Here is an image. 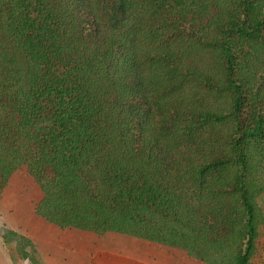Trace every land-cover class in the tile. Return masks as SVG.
Wrapping results in <instances>:
<instances>
[{"label":"trees","instance_id":"16d2710c","mask_svg":"<svg viewBox=\"0 0 264 264\" xmlns=\"http://www.w3.org/2000/svg\"><path fill=\"white\" fill-rule=\"evenodd\" d=\"M21 166L60 228L253 264L264 0H0V195Z\"/></svg>","mask_w":264,"mask_h":264},{"label":"rangeland","instance_id":"374dc122","mask_svg":"<svg viewBox=\"0 0 264 264\" xmlns=\"http://www.w3.org/2000/svg\"><path fill=\"white\" fill-rule=\"evenodd\" d=\"M42 196L27 166L17 168L9 177L0 195V264H31L20 255L19 235L34 242L35 248L26 249L46 264H207L181 249L131 235L60 228L36 214L35 207ZM257 201L264 212V192ZM7 230L15 232V236L6 240L3 234ZM259 233L253 264H264V224Z\"/></svg>","mask_w":264,"mask_h":264},{"label":"crops","instance_id":"0c3cea01","mask_svg":"<svg viewBox=\"0 0 264 264\" xmlns=\"http://www.w3.org/2000/svg\"><path fill=\"white\" fill-rule=\"evenodd\" d=\"M260 235V234H259ZM161 245V244H160ZM169 248H172V247H169ZM38 258V257H37ZM43 264H46L45 262H43V260L39 257L38 258ZM127 263H131L132 261H126Z\"/></svg>","mask_w":264,"mask_h":264}]
</instances>
